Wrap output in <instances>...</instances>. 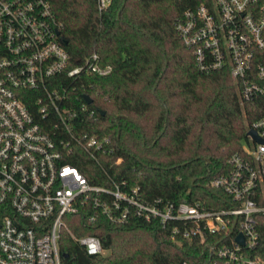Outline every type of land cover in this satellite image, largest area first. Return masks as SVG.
Segmentation results:
<instances>
[{
  "label": "built area",
  "instance_id": "2783aa9c",
  "mask_svg": "<svg viewBox=\"0 0 264 264\" xmlns=\"http://www.w3.org/2000/svg\"><path fill=\"white\" fill-rule=\"evenodd\" d=\"M95 1L98 10L110 4ZM180 16L175 31L199 71L227 69L239 100L264 96V0H209ZM59 28L45 0H0V264H60L63 230L87 254L102 255L96 236L67 228L76 214L90 224L131 216L172 223L171 240H199L203 264H264V118L247 128L259 140L246 135L229 172L208 180L211 204L205 195L147 200L124 181L92 185L68 158L83 151L97 160L110 140L83 129L80 115L94 111L83 97L69 105L70 88L112 69L98 53L71 65Z\"/></svg>",
  "mask_w": 264,
  "mask_h": 264
},
{
  "label": "trees",
  "instance_id": "16d2710c",
  "mask_svg": "<svg viewBox=\"0 0 264 264\" xmlns=\"http://www.w3.org/2000/svg\"><path fill=\"white\" fill-rule=\"evenodd\" d=\"M45 1L69 63L98 53L112 69L70 88L74 108L84 94L90 97L94 115H80L83 129L110 143L97 160L76 151L69 162L92 185L124 181L147 200L191 202L205 195L211 204L217 194L205 185L229 172L227 161L241 151L247 128L264 118V96L239 100L227 69L199 71L180 41L174 24L182 11L209 0H109L102 10L95 0ZM65 220L76 236H96L107 253L87 254L63 230L60 264H203L206 258L198 239L171 240L172 223L131 216L118 225L90 224L81 214Z\"/></svg>",
  "mask_w": 264,
  "mask_h": 264
},
{
  "label": "water",
  "instance_id": "95a60500",
  "mask_svg": "<svg viewBox=\"0 0 264 264\" xmlns=\"http://www.w3.org/2000/svg\"><path fill=\"white\" fill-rule=\"evenodd\" d=\"M82 97H83V101H84L86 104L90 103V97H89L88 95L84 94ZM100 114H103V112H100ZM245 135L250 136V137H252V138H254V139H256V140H259L258 137H257V135L255 134L254 130H250V129L247 130V131L245 132ZM239 239H240V238H239ZM239 239H238V240H239Z\"/></svg>",
  "mask_w": 264,
  "mask_h": 264
},
{
  "label": "rangeland",
  "instance_id": "374dc122",
  "mask_svg": "<svg viewBox=\"0 0 264 264\" xmlns=\"http://www.w3.org/2000/svg\"><path fill=\"white\" fill-rule=\"evenodd\" d=\"M244 145H245V142H243V143H242V146H244ZM105 253H107V251H106V250L104 251V253H103V254H105Z\"/></svg>",
  "mask_w": 264,
  "mask_h": 264
}]
</instances>
